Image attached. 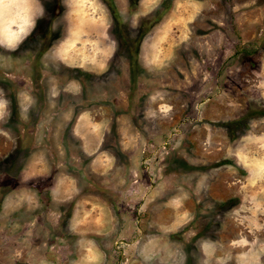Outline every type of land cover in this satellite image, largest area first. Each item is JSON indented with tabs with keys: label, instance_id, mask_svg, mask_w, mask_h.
<instances>
[{
	"label": "rangeland",
	"instance_id": "374dc122",
	"mask_svg": "<svg viewBox=\"0 0 264 264\" xmlns=\"http://www.w3.org/2000/svg\"><path fill=\"white\" fill-rule=\"evenodd\" d=\"M0 264H264V0H0Z\"/></svg>",
	"mask_w": 264,
	"mask_h": 264
},
{
	"label": "clouds",
	"instance_id": "9594fccd",
	"mask_svg": "<svg viewBox=\"0 0 264 264\" xmlns=\"http://www.w3.org/2000/svg\"><path fill=\"white\" fill-rule=\"evenodd\" d=\"M5 8L8 7L7 4L4 5ZM12 23H16L15 20L12 21ZM26 25H28V21L26 19L23 20V22L19 25V30L17 32H13L11 33V37L14 38V39H23V38H26ZM5 31L7 32V29H5ZM24 34V35H22Z\"/></svg>",
	"mask_w": 264,
	"mask_h": 264
}]
</instances>
